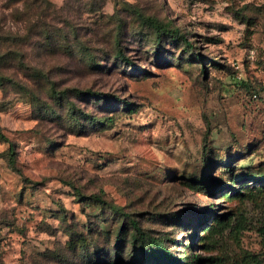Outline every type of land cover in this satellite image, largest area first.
<instances>
[{
	"label": "rangeland",
	"instance_id": "obj_1",
	"mask_svg": "<svg viewBox=\"0 0 264 264\" xmlns=\"http://www.w3.org/2000/svg\"><path fill=\"white\" fill-rule=\"evenodd\" d=\"M9 47L0 264H264V0H0Z\"/></svg>",
	"mask_w": 264,
	"mask_h": 264
},
{
	"label": "trees",
	"instance_id": "obj_2",
	"mask_svg": "<svg viewBox=\"0 0 264 264\" xmlns=\"http://www.w3.org/2000/svg\"><path fill=\"white\" fill-rule=\"evenodd\" d=\"M38 16H39L38 20H42L43 19V15L42 14H39ZM138 16L143 22L149 24L154 29L157 28L160 33H170L171 32L170 30L167 29V25L157 21L156 18H154L152 16H146V15H143L141 13H139ZM42 27H44V26L41 25V28ZM11 52L12 51H11L10 47L8 49H6L5 51H3V52L0 51V85L4 84L3 81H4L5 77L2 74V69L5 66V64L7 62V57L10 55ZM117 56L120 59H123V60L129 62V59L125 56V54L122 52V50H119L117 52ZM50 92L53 95H58V96L60 95V93L58 91H56L53 88V86L51 87ZM0 136L2 137V133H0ZM12 152H13L12 148H9V153L12 154ZM245 178L249 179V180H260V181L263 180L264 181V176H261V177L259 176L258 177V176H255L253 174H248V175H246ZM90 198L94 199L98 203L110 205L113 209H118L114 205H111L110 203H108L105 199H103L99 195H92ZM224 223H225V221L223 219L222 220L221 219H217L216 220V224H218V225H223ZM131 224L133 225L135 230H137L139 232V235H140L139 237H141L142 239L147 237L146 234L141 231L140 226H139L138 222L135 219L131 220ZM215 226H217V225H215ZM150 241L152 243V246H154L155 248H151V247L143 248L141 250L142 253H145V254L150 253V254H152L154 260L156 262H158V263H165V264H167V263H177V264H180L178 262L179 260H177V258L174 257L170 253V251L166 247H164L162 245L161 239H159V238H151ZM194 258H195V263H193V264H198V262H196V257H194ZM197 259H198V257H197ZM246 260H247V258L245 259V262H247V264H260L259 260L256 259L254 256H250L249 260H247V261Z\"/></svg>",
	"mask_w": 264,
	"mask_h": 264
}]
</instances>
